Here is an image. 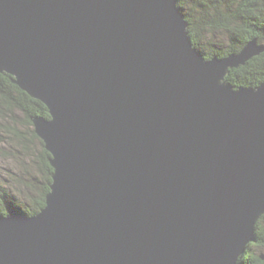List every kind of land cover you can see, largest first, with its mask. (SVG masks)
<instances>
[{"label":"water","instance_id":"95a60500","mask_svg":"<svg viewBox=\"0 0 264 264\" xmlns=\"http://www.w3.org/2000/svg\"><path fill=\"white\" fill-rule=\"evenodd\" d=\"M186 24L176 0H0V72L47 106L54 168L39 214L0 217V264H235L264 213V82H221L264 46L204 60Z\"/></svg>","mask_w":264,"mask_h":264},{"label":"trees","instance_id":"16d2710c","mask_svg":"<svg viewBox=\"0 0 264 264\" xmlns=\"http://www.w3.org/2000/svg\"><path fill=\"white\" fill-rule=\"evenodd\" d=\"M177 1L180 7H184L185 1L189 6L187 8L193 14L196 12L194 9H200L195 17L186 13L185 19L189 24L191 40L205 59L236 53L254 37L259 39V43L264 41V0ZM234 24L237 29L229 28V25ZM216 29L226 31L227 37L230 38L231 44L224 50L217 49L216 46L220 47V44L216 43V39L207 38L206 32H213ZM263 79L264 52L253 57L243 66L229 69L225 76V80L235 86H256ZM12 80L9 74L0 73V132L4 135L0 138H9V143L16 145V154L28 158L25 172L19 175L18 179L22 181L21 184L32 201L24 209L20 208V211L31 215L44 205V196L49 190L48 184L52 174V167L49 163L50 154L44 148L42 140L35 134L31 117H49V112L45 104L23 91ZM34 188L37 189L34 190ZM10 191L11 188L8 189L0 184V214L7 213L9 207L17 206L10 202V199L16 200L19 204L22 203ZM261 221L264 223V215L255 223L253 241L258 243L264 242V225L261 226ZM255 259L264 264V260L259 255Z\"/></svg>","mask_w":264,"mask_h":264},{"label":"rangeland","instance_id":"374dc122","mask_svg":"<svg viewBox=\"0 0 264 264\" xmlns=\"http://www.w3.org/2000/svg\"><path fill=\"white\" fill-rule=\"evenodd\" d=\"M178 1L176 0V7L179 8V12L182 14V17L184 18V20L186 21L185 19V16H186V13L188 15H191V16H196L197 13H198V10L200 11L199 8H196V10L194 9V14L187 8L188 5H186V2L184 1L185 5H183L184 7H180L177 3ZM193 5V4H192ZM189 7V6H188ZM192 13V14H191ZM187 22V21H186ZM189 24L187 22L186 26H185V31L187 33V37L189 38V40L191 41V44H192V47L196 48V50L201 54V56L203 57L204 60H208V59H211L212 57H217V58H220V59H225L226 57H229L230 55H237L239 54L243 48L247 45L248 42H250L251 40H253L254 38L255 39V46L256 47H259V46H264V41L260 42L259 43V39L257 37H254L250 40H248L246 42V44L238 51V52H234V53H230L226 56H223V57H218V56H212L210 58H207L205 59L204 56L202 55V53L197 49L196 46H194L192 40H191V36L189 35ZM229 28H234V29H237L235 24L234 25H229ZM206 34L208 35L207 38H211L213 37L214 39H216V43L217 44H220L217 47L218 48H221L222 50L225 49V47L229 46L231 44V41H230V38L227 37L228 35L226 34V31H221V30H217L216 31L214 30L213 32H206ZM191 47V48H192ZM264 52V48L259 51L258 53L256 54H253L251 57H249L247 60H245V62L243 64H239L238 66H232L231 68H228L229 69H235V68H238L239 66H243L245 65L250 59H252L253 57L255 56H258L259 54L263 53ZM227 70V72H228ZM2 72H5L7 74H9L8 72L6 71H1L0 73ZM227 74V73H226ZM225 74V76H226ZM10 75V74H9ZM12 77L13 80H15V77L10 75ZM225 76L223 78V82H221L222 84L223 83H228L229 85L232 86V91H237L239 90V88H256L258 87L261 83L264 82V79L259 83L257 84L256 86H245V85H241V86H235L233 84H231L230 82H228L227 80H225ZM15 83V82H13ZM16 84V83H15ZM24 91V90H23ZM43 103V102H42ZM44 104V103H43ZM46 106V105H45ZM47 107V106H46ZM48 109V108H47ZM49 112V111H48ZM35 117H40V116H33L31 117V119L35 118ZM43 117V116H41ZM46 119H50V115L49 117H44ZM32 122V120H31ZM33 124V122H32ZM0 126H1V123H0ZM3 126V124H2ZM33 126V129H34V124L32 125ZM2 131V130H1ZM3 132V131H2ZM36 134V133H35ZM4 136L1 132H0V136ZM8 135V134H6ZM9 139V138H8ZM7 138H0V184L4 185L6 188L10 189L11 188V193H13L14 196H16L18 198V200L22 203L19 204L17 203L16 200L14 199H10V202H13L15 203L17 206L15 207H7L8 208V212L7 213H2L0 214V217H9V215H17V216H32V215H37L41 212L42 209H44L46 207V202H45V196L51 192V188L49 187V190L48 192H46L45 196H44V205L41 206L39 208V210H37L36 212L32 213L31 215H26L24 213H22L23 211H20V208L21 209H24L25 207L29 206V204H31V200H30V195H27V191L25 192V188L24 186H22L21 184V180L18 179L19 178V175H22V173H24V169H25V165L27 164V161H28V158L24 155H21V154H16L15 152V148H16V145L13 144L11 142V144L9 143L10 142V139L8 140ZM7 140V141H5ZM43 142V141H42ZM44 145V144H43ZM45 148V147H44ZM49 153V151H48ZM50 154V153H49ZM32 162V161H31ZM50 163V162H49ZM51 166V165H50ZM52 167V166H51ZM54 172V168L52 167V174ZM51 174V175H52ZM20 178H22V176H20ZM53 182V178L51 176V180L48 184L51 185ZM39 184V183H38ZM37 188H34V190H36ZM36 193V192H35ZM7 201V200H6ZM264 213H262L260 215L259 218H261V216H263ZM258 218V219H259ZM257 219V220H258ZM256 220V221H257ZM262 225H264L263 221H261ZM254 230H255V225H254V229H253V239L250 238V240H248L245 244H244V248L240 251L239 253V256L237 258V260L235 261V264H251L253 261V264H261L260 262H258L255 258L256 256L259 255V257L264 260V242L262 243H258V242H254ZM264 236V235H263ZM250 260V261H249ZM246 261V262H245ZM250 263H249V262Z\"/></svg>","mask_w":264,"mask_h":264},{"label":"bare ground","instance_id":"6f19581e","mask_svg":"<svg viewBox=\"0 0 264 264\" xmlns=\"http://www.w3.org/2000/svg\"><path fill=\"white\" fill-rule=\"evenodd\" d=\"M46 205V204H45Z\"/></svg>","mask_w":264,"mask_h":264}]
</instances>
